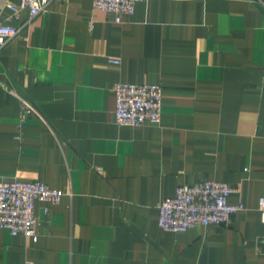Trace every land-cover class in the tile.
<instances>
[{"label": "crops", "instance_id": "1", "mask_svg": "<svg viewBox=\"0 0 264 264\" xmlns=\"http://www.w3.org/2000/svg\"><path fill=\"white\" fill-rule=\"evenodd\" d=\"M0 21L19 30L0 50V180L65 193L36 200L35 240L0 228V264H263L264 0H147L121 22L92 0L33 18L0 0ZM118 83L160 85V122L117 125ZM204 179L244 209L162 230L159 203Z\"/></svg>", "mask_w": 264, "mask_h": 264}, {"label": "built area", "instance_id": "2", "mask_svg": "<svg viewBox=\"0 0 264 264\" xmlns=\"http://www.w3.org/2000/svg\"><path fill=\"white\" fill-rule=\"evenodd\" d=\"M52 0H20L7 6L14 12L29 11L33 18L41 13ZM147 0H92L93 8L113 14L116 22L131 16L138 2ZM18 28L0 21V50L14 36ZM119 64L118 60H111ZM114 92V122L119 126H139L144 123L158 124L162 111V87L155 83H118ZM32 111L31 106L22 104V113ZM233 192L227 183L204 179L192 185H181L175 195L163 199L158 205V226L168 232H184L196 226L222 225L232 215L244 209L243 204L229 202ZM64 191L51 188L42 181L20 179L0 180V228L11 235H24L36 239L34 206L36 200L58 204ZM258 210L264 223V196L258 200ZM264 244V238H263ZM27 264H32L28 262ZM264 264V250H263Z\"/></svg>", "mask_w": 264, "mask_h": 264}]
</instances>
